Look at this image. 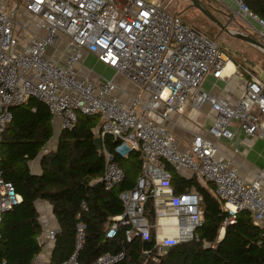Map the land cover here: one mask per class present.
Segmentation results:
<instances>
[{
  "label": "built area",
  "instance_id": "2783aa9c",
  "mask_svg": "<svg viewBox=\"0 0 264 264\" xmlns=\"http://www.w3.org/2000/svg\"><path fill=\"white\" fill-rule=\"evenodd\" d=\"M6 1L0 0V134L13 117L12 107L33 96L46 104L63 129H73L79 113L101 115L100 136L104 140L107 133L114 141L112 151L103 143L105 167L100 180L107 190L125 178L115 156L141 153V174L133 189L121 193L125 212L112 218L108 238L117 237L122 228L129 243L149 240L154 233L156 262L169 247L198 238L196 231L204 223L202 196L196 190L177 194L168 165L196 176L201 184H213L229 222L247 211L254 225L264 229V172L254 181L246 180L219 145L221 138H234L233 121L248 137L264 139L261 78L250 73L244 93L235 101L203 89L209 74L229 81L238 68L216 40L170 12L167 0H24L11 8ZM234 2L232 20L246 21L263 42L264 20L243 0ZM85 52L137 88L136 95L127 93L130 104L119 97L122 87L114 78L100 75L92 80L80 73L77 65ZM189 104L194 109L209 104L213 121L181 149L167 123L171 114H184ZM149 199L153 222L146 213ZM21 200L15 185L0 172V225L4 214ZM57 233L49 231L45 239L54 241ZM223 233L224 229L221 237ZM85 237V226L79 225L75 251L62 264H80ZM124 256L104 254L92 264H115Z\"/></svg>",
  "mask_w": 264,
  "mask_h": 264
},
{
  "label": "trees",
  "instance_id": "16d2710c",
  "mask_svg": "<svg viewBox=\"0 0 264 264\" xmlns=\"http://www.w3.org/2000/svg\"><path fill=\"white\" fill-rule=\"evenodd\" d=\"M243 1L264 20V0ZM11 110L13 117L0 134V172L15 185L22 200L4 214L0 225L2 264H36L48 244L42 240L45 233L36 205L39 199L51 205L58 224L48 264H62L74 253L79 225L85 226L86 233L80 264H92L104 254L119 253L125 256L115 264H264V229L254 225L251 214L241 211L234 222H229L230 216L215 196L213 184H201L196 176H187L171 165L168 168L175 192L196 190L202 196L204 223L196 231L198 238L169 247L158 262L153 260L157 256L154 233L149 240L136 238L129 243L122 228L117 237L108 238L112 218L125 212L121 193L133 189L141 174V153L134 150L126 157L115 156L125 178L107 190L100 180L105 153L95 145V138L101 135L96 128L102 130L99 113H79L74 129L60 128L51 146L55 124L44 102L31 96ZM106 136L103 143L112 151L113 137ZM36 161L38 171L33 169ZM146 213L153 222L152 199L146 204Z\"/></svg>",
  "mask_w": 264,
  "mask_h": 264
},
{
  "label": "crops",
  "instance_id": "0c3cea01",
  "mask_svg": "<svg viewBox=\"0 0 264 264\" xmlns=\"http://www.w3.org/2000/svg\"><path fill=\"white\" fill-rule=\"evenodd\" d=\"M89 58H92L94 62L99 64L101 67L109 68L105 64L101 63L96 56L86 52L80 65L83 62H86ZM78 69L82 75L89 76L92 80H97L100 76L99 73L94 72L91 69H87L84 66H81ZM247 79H249L248 74L239 70L229 81L216 79L209 74L205 78L202 88L208 91H219L230 101H235L237 97L244 93L245 81ZM262 80L264 81V79ZM124 81L126 83L125 79ZM204 84H208L207 89L204 88ZM119 85L122 87V91L118 93L119 97L130 104V98L127 93L136 95L138 93L137 88L130 83L128 88L133 89L129 91L125 89L122 84ZM212 116L213 114L209 104H205L200 109H194L189 104L184 114H171V120L167 123V125L175 134L179 147L181 149H186L196 133L204 132L206 128L211 125L213 121ZM53 120L54 124L60 125V121L58 119ZM230 129L235 134L234 138L232 140L221 138L219 140V145L221 149L232 159L234 165L239 171V174L248 181H254L259 173L264 172V139L259 137H248L241 129L238 121H233ZM33 169L38 171L39 167L33 164ZM262 186L264 193V178L262 180ZM36 205L40 215L39 219L45 233L42 239H45V236L49 231L58 229V224L53 216L51 205L47 201L39 199L36 201ZM51 246L52 243L48 241V244L45 246L42 253H44L45 250L49 253L51 251ZM48 258L49 257L46 258L45 264H48Z\"/></svg>",
  "mask_w": 264,
  "mask_h": 264
},
{
  "label": "rangeland",
  "instance_id": "374dc122",
  "mask_svg": "<svg viewBox=\"0 0 264 264\" xmlns=\"http://www.w3.org/2000/svg\"><path fill=\"white\" fill-rule=\"evenodd\" d=\"M23 1L24 0H7V7L11 8L15 2L21 4ZM167 2V9L172 13H179L182 20L188 26H192L199 33L216 40L220 49L236 64L239 71L247 72L248 74L254 73L256 76H260L259 78L264 79V51L262 49L223 31L212 19L207 17L199 9L193 7L190 0H167ZM203 3L211 9V11L223 23L230 22L229 29H240L251 35L254 34L248 27L246 21L240 18L232 20V8H235L234 0H203ZM255 37L258 38L256 35ZM51 52L59 55L54 49ZM81 66L99 73L102 77L114 78L117 84H122L123 87L129 91L133 89L128 88L130 83L127 80L125 83L124 78L121 75L115 74L110 68L101 67L94 62L92 58L87 59L86 62H83L81 65H77L78 68ZM204 88L207 89L208 84H204ZM60 128V125L55 124V132L51 146L56 143ZM96 131H98V127L96 128ZM129 161L130 160L126 162L129 164ZM37 163L38 162L36 161L34 164L37 166ZM47 253L48 251L46 250L44 253H41L38 257L39 262L37 261L38 263L36 262V264H45L46 258L49 257V253Z\"/></svg>",
  "mask_w": 264,
  "mask_h": 264
},
{
  "label": "water",
  "instance_id": "95a60500",
  "mask_svg": "<svg viewBox=\"0 0 264 264\" xmlns=\"http://www.w3.org/2000/svg\"><path fill=\"white\" fill-rule=\"evenodd\" d=\"M193 7L199 9L204 13L207 17L212 19L223 31L230 33L231 35L238 37L244 41H247L250 44H253L264 51V43L257 39L255 36L242 31L240 29H229V24L223 23L212 11L203 3V0H190ZM74 129V128H73ZM99 133H101V129H99ZM107 135V133H105ZM95 145L99 151H103V138L101 136H97L95 138ZM225 232V231H224ZM224 233L222 235V238Z\"/></svg>",
  "mask_w": 264,
  "mask_h": 264
},
{
  "label": "bare ground",
  "instance_id": "6f19581e",
  "mask_svg": "<svg viewBox=\"0 0 264 264\" xmlns=\"http://www.w3.org/2000/svg\"><path fill=\"white\" fill-rule=\"evenodd\" d=\"M229 69H232L233 68V64L231 62H229ZM63 130V129H62ZM73 130V129H72ZM107 137V136H106ZM116 159V158H115Z\"/></svg>",
  "mask_w": 264,
  "mask_h": 264
},
{
  "label": "flooded vegetation",
  "instance_id": "af4514ba",
  "mask_svg": "<svg viewBox=\"0 0 264 264\" xmlns=\"http://www.w3.org/2000/svg\"><path fill=\"white\" fill-rule=\"evenodd\" d=\"M253 35H255V34H253Z\"/></svg>",
  "mask_w": 264,
  "mask_h": 264
}]
</instances>
